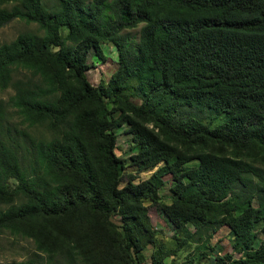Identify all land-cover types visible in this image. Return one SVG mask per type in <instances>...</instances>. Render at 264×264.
<instances>
[{"label": "trees", "instance_id": "obj_1", "mask_svg": "<svg viewBox=\"0 0 264 264\" xmlns=\"http://www.w3.org/2000/svg\"><path fill=\"white\" fill-rule=\"evenodd\" d=\"M7 1L0 27L17 18L42 33L0 43V90L12 88L21 120L50 137L31 142L28 167L0 137V234L34 244L5 264H145L148 247L150 264H175L204 231L200 264L222 226L239 254L218 251L215 264H264V0L1 7ZM135 28L137 38L128 32ZM105 43L116 47L118 67L93 85L88 57L104 60ZM122 124L134 133L129 161L115 154ZM127 163L136 174L157 168L135 181ZM148 204L170 221L173 249L158 240Z\"/></svg>", "mask_w": 264, "mask_h": 264}, {"label": "rangeland", "instance_id": "obj_2", "mask_svg": "<svg viewBox=\"0 0 264 264\" xmlns=\"http://www.w3.org/2000/svg\"><path fill=\"white\" fill-rule=\"evenodd\" d=\"M17 0H10L3 4L1 7L10 8L12 5L16 4ZM45 4L49 9H54L57 5V0H45ZM22 31H33L35 33L41 34L42 31L39 30L36 23H26L21 19H14L9 23L0 27V43L8 42L13 40L18 33ZM131 33V36L137 38L139 28L132 29L128 31ZM103 50L106 58L104 60H95L93 59V53L91 52L88 57V62L90 68L87 71V77L91 84L97 85L101 80L107 81L110 78V75L118 67V53L117 49L111 43L103 44ZM14 93L12 88H7L0 90V137L5 141L13 145L16 149L17 154L19 155L24 166L29 165V162L34 153L31 142L37 138L50 137L49 131L46 130L44 126H27L24 123L20 116L15 111V108L11 105L9 98ZM187 110H189L187 108ZM194 113L199 112V117L204 118L205 121L211 122L212 125L219 122V118L210 120V114L207 111L201 112L197 107H194L192 110ZM191 111V112H192ZM207 114V115H205ZM117 133L116 139V148L115 154L121 157L123 160L129 161V156L134 152L131 149L133 131L126 125L122 124L121 126L115 129ZM198 160L194 159L187 163V165H197ZM157 167H154L151 170L143 171L140 173H135L133 166H130L127 163L125 172H133L135 174V181L146 179ZM164 184L159 189V194L161 199L165 202L169 201L171 186V177L169 174L163 177ZM148 214L151 219V223L156 230V235L159 241L164 242L167 248L173 249L176 241L173 238L172 225L167 217L158 209L155 208L152 204H148ZM116 221L117 219L114 218ZM190 230H194L193 227H190ZM208 232L202 233V237L199 238L195 236V241L190 242V244L185 245L180 251L177 252L174 257L175 264H187L190 257H194V264L197 261V255L201 252H208V246L201 245L203 238L207 237ZM261 239H257L255 246L259 245ZM211 246H214L215 249L209 255V258H202L200 264H215L214 254L219 251V254L222 256L225 253H233L234 256H238L239 253L233 251L230 241L229 229L225 226L218 228L215 232L212 233V236L209 239ZM34 250V244L32 240L13 237L10 234L1 233L0 234V263L5 264L13 260L19 261L25 259L31 252ZM151 248L145 251L146 261L145 264H150L149 254ZM167 263L170 264V258L166 259Z\"/></svg>", "mask_w": 264, "mask_h": 264}]
</instances>
